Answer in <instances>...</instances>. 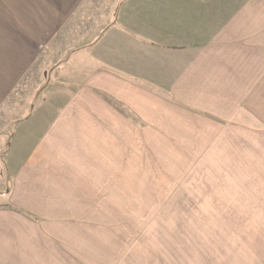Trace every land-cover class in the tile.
<instances>
[{
	"label": "crops",
	"instance_id": "obj_1",
	"mask_svg": "<svg viewBox=\"0 0 264 264\" xmlns=\"http://www.w3.org/2000/svg\"><path fill=\"white\" fill-rule=\"evenodd\" d=\"M118 3L0 0V264H124L72 199L151 134L264 182V0Z\"/></svg>",
	"mask_w": 264,
	"mask_h": 264
},
{
	"label": "rangeland",
	"instance_id": "obj_2",
	"mask_svg": "<svg viewBox=\"0 0 264 264\" xmlns=\"http://www.w3.org/2000/svg\"><path fill=\"white\" fill-rule=\"evenodd\" d=\"M99 1V9L110 12L127 2ZM144 136L136 135L141 143ZM150 137L148 149L118 159L117 180L105 174L110 185L105 183L104 198L95 197L91 180L76 185L85 196L72 200L104 205L103 213L87 217L104 224L106 253L117 248L124 264H264V182L256 180L263 167L215 164L223 152L176 149L159 134ZM199 152H210L212 160H197Z\"/></svg>",
	"mask_w": 264,
	"mask_h": 264
}]
</instances>
